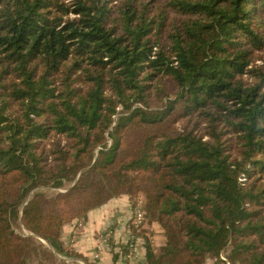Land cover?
<instances>
[{
	"label": "trees",
	"instance_id": "trees-1",
	"mask_svg": "<svg viewBox=\"0 0 264 264\" xmlns=\"http://www.w3.org/2000/svg\"><path fill=\"white\" fill-rule=\"evenodd\" d=\"M123 195L143 264H264V0H0V264Z\"/></svg>",
	"mask_w": 264,
	"mask_h": 264
},
{
	"label": "crops",
	"instance_id": "crops-1",
	"mask_svg": "<svg viewBox=\"0 0 264 264\" xmlns=\"http://www.w3.org/2000/svg\"><path fill=\"white\" fill-rule=\"evenodd\" d=\"M131 217L132 205L130 198L125 195L113 198L97 208L92 209L87 214L83 219V226L75 240H72L70 235L79 220L76 219L66 223L62 228V242L64 247L79 253L80 257L75 258L76 260H81L80 262L83 264H88V262L96 264L94 252L97 245L102 242L100 240V233L106 229H111L113 230L112 239L110 243H104L100 262L101 264H128L127 259L121 251L123 248L121 245H125L127 242L131 226L129 224ZM141 228L136 234L135 264H143L146 261L144 242L147 232ZM153 228L155 232H162L159 227L153 226ZM161 243L157 244L160 245ZM53 249L56 250L54 247ZM206 264H215V260L210 258Z\"/></svg>",
	"mask_w": 264,
	"mask_h": 264
},
{
	"label": "built area",
	"instance_id": "built-area-1",
	"mask_svg": "<svg viewBox=\"0 0 264 264\" xmlns=\"http://www.w3.org/2000/svg\"><path fill=\"white\" fill-rule=\"evenodd\" d=\"M239 180L242 184H244L246 182L247 178L244 174H242L240 176ZM144 218H145V211L143 208V201H142L141 197H138L136 204L132 208L131 219H132L133 227L135 229L139 230L141 228L143 222H144ZM82 226H83V221L79 220L76 223L74 230L72 231V233L70 235L72 240H75V238L77 237ZM136 234H137V232L134 233L132 228H130L129 236H128L127 242L125 244L128 247H127L126 254L124 255V257L128 261V264H135L134 261L136 260L135 258H136V242H137ZM112 235H113V230H111V229H106L100 233V240L102 242L97 245V248L94 252V259H95L96 264H101L100 260H101V255H102L103 248H104V243H106V242L110 243V241L112 239ZM222 258L227 260V258L224 255H222ZM228 264H231V263L228 261Z\"/></svg>",
	"mask_w": 264,
	"mask_h": 264
},
{
	"label": "rangeland",
	"instance_id": "rangeland-1",
	"mask_svg": "<svg viewBox=\"0 0 264 264\" xmlns=\"http://www.w3.org/2000/svg\"><path fill=\"white\" fill-rule=\"evenodd\" d=\"M45 191L48 195H54L59 190H56L53 188H47L45 189ZM142 201L144 203L143 199ZM144 225H143V228L141 229L143 231H146L147 235H149L152 238V240H154V242H157L158 244L161 243L162 238H163L162 232L161 233L155 232V229L153 228V226L158 227L157 223L155 221H152V219H149ZM16 229L21 233H24L27 235L29 234V232H27L21 224H18L16 226ZM38 239H40L41 241L36 240L35 246L31 252V255H33V259L30 261V263H34V264H83L82 262H80L81 260H76L75 257H70V256L60 254L59 252L54 250L53 247L50 244H48L47 241H44L41 238H38ZM121 246H124V245H121Z\"/></svg>",
	"mask_w": 264,
	"mask_h": 264
},
{
	"label": "water",
	"instance_id": "water-1",
	"mask_svg": "<svg viewBox=\"0 0 264 264\" xmlns=\"http://www.w3.org/2000/svg\"><path fill=\"white\" fill-rule=\"evenodd\" d=\"M60 191H62V190H60ZM42 240H44V241H46L44 238H42V237H40ZM48 242V241H47ZM48 244H50L49 242H48ZM51 245V244H50ZM52 246V245H51Z\"/></svg>",
	"mask_w": 264,
	"mask_h": 264
}]
</instances>
